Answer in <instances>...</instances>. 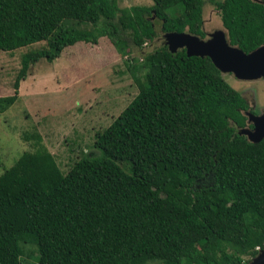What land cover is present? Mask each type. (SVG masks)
<instances>
[{"label": "trees", "instance_id": "16d2710c", "mask_svg": "<svg viewBox=\"0 0 264 264\" xmlns=\"http://www.w3.org/2000/svg\"><path fill=\"white\" fill-rule=\"evenodd\" d=\"M151 1L0 0L1 52L47 42L22 56L0 114L33 64L76 43L140 51L157 37L153 19L204 38V0ZM259 1L209 0L245 53L264 44ZM143 59L138 93L95 135L96 153L63 174L34 133L35 150L0 175V264H21L24 237L39 264H245L264 248V140L238 135L249 105L208 58L161 46Z\"/></svg>", "mask_w": 264, "mask_h": 264}, {"label": "rangeland", "instance_id": "374dc122", "mask_svg": "<svg viewBox=\"0 0 264 264\" xmlns=\"http://www.w3.org/2000/svg\"><path fill=\"white\" fill-rule=\"evenodd\" d=\"M109 1L120 9L153 5L151 0ZM202 19L205 39L215 30H224L219 11L209 0H204ZM153 22L157 37L140 51L132 47L120 51L107 38H100L96 45L79 42L51 62L43 58L33 64L20 82L18 100L0 114V175L23 152L35 150L34 140L28 139L34 133L41 136L63 174L84 155L96 153L95 135L109 127L138 93L135 78H142L146 72L139 63L154 49L168 48L161 24L155 19ZM45 48L44 41L10 53L0 51L1 97L12 95L22 56ZM222 77L245 99L253 115L264 112V79L240 81L232 74ZM249 111L244 113L246 124ZM19 245L23 251L21 264H39L28 238L21 239Z\"/></svg>", "mask_w": 264, "mask_h": 264}, {"label": "water", "instance_id": "95a60500", "mask_svg": "<svg viewBox=\"0 0 264 264\" xmlns=\"http://www.w3.org/2000/svg\"><path fill=\"white\" fill-rule=\"evenodd\" d=\"M254 1L261 3L259 0ZM164 38L167 49L172 54L177 53L180 48L185 49L187 57L208 58L221 75L232 74L240 81L264 79V44L250 53H245L229 43L225 30H215L206 39L188 31L164 33ZM246 116L247 125L252 128L238 129V135L246 137L250 143H260L264 140V112L260 115L248 112ZM245 264H264V251Z\"/></svg>", "mask_w": 264, "mask_h": 264}, {"label": "built area", "instance_id": "2783aa9c", "mask_svg": "<svg viewBox=\"0 0 264 264\" xmlns=\"http://www.w3.org/2000/svg\"><path fill=\"white\" fill-rule=\"evenodd\" d=\"M146 45V44H145ZM261 248L260 247H256V251L260 252Z\"/></svg>", "mask_w": 264, "mask_h": 264}, {"label": "flooded vegetation", "instance_id": "af4514ba", "mask_svg": "<svg viewBox=\"0 0 264 264\" xmlns=\"http://www.w3.org/2000/svg\"><path fill=\"white\" fill-rule=\"evenodd\" d=\"M250 109V108H249ZM249 112H252L251 110ZM253 113V112H252ZM246 127L252 128V126H248L247 124L245 125Z\"/></svg>", "mask_w": 264, "mask_h": 264}]
</instances>
